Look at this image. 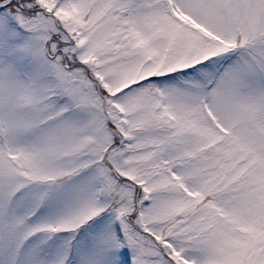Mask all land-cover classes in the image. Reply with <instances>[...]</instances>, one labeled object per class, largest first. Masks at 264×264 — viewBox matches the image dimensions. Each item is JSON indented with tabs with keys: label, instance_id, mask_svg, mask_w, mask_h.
Masks as SVG:
<instances>
[{
	"label": "snow or ice",
	"instance_id": "6c2138e0",
	"mask_svg": "<svg viewBox=\"0 0 264 264\" xmlns=\"http://www.w3.org/2000/svg\"><path fill=\"white\" fill-rule=\"evenodd\" d=\"M0 264H264V0H0Z\"/></svg>",
	"mask_w": 264,
	"mask_h": 264
}]
</instances>
